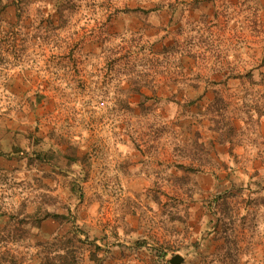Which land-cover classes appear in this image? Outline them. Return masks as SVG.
<instances>
[{"label": "rangeland", "instance_id": "rangeland-1", "mask_svg": "<svg viewBox=\"0 0 264 264\" xmlns=\"http://www.w3.org/2000/svg\"><path fill=\"white\" fill-rule=\"evenodd\" d=\"M264 264V0H0V264Z\"/></svg>", "mask_w": 264, "mask_h": 264}, {"label": "water", "instance_id": "water-1", "mask_svg": "<svg viewBox=\"0 0 264 264\" xmlns=\"http://www.w3.org/2000/svg\"><path fill=\"white\" fill-rule=\"evenodd\" d=\"M182 258L178 255L174 256L172 260H170L171 264H179L181 262Z\"/></svg>", "mask_w": 264, "mask_h": 264}]
</instances>
